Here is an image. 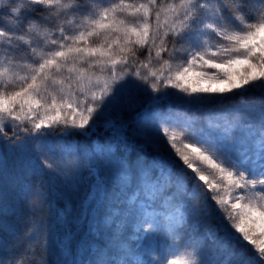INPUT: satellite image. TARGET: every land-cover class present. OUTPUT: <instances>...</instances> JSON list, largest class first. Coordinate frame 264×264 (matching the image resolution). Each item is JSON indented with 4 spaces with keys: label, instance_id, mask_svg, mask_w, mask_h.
I'll return each instance as SVG.
<instances>
[{
    "label": "snow or ice",
    "instance_id": "snow-or-ice-1",
    "mask_svg": "<svg viewBox=\"0 0 264 264\" xmlns=\"http://www.w3.org/2000/svg\"><path fill=\"white\" fill-rule=\"evenodd\" d=\"M252 90H264V0H0V181L13 157L41 181L19 193L25 252L0 264H48L43 182L84 170L85 259L63 264H264V111L189 115ZM99 128L103 142L71 139Z\"/></svg>",
    "mask_w": 264,
    "mask_h": 264
},
{
    "label": "trees",
    "instance_id": "trees-1",
    "mask_svg": "<svg viewBox=\"0 0 264 264\" xmlns=\"http://www.w3.org/2000/svg\"><path fill=\"white\" fill-rule=\"evenodd\" d=\"M163 23V18H162ZM141 54V59L143 55ZM263 94L257 92H248L246 95L248 100L252 99H262ZM264 99V98H263ZM192 110L189 111V115L199 116L207 110L208 107H202L201 110L196 111L195 106H191ZM239 115H245L244 112H236ZM235 112L228 113L225 120H233L232 115ZM100 133H94L89 137H84L76 135L71 139L73 142L79 143L80 145H86L91 142V139L100 136L104 140L110 133L105 132L103 129H99ZM139 140V137H137ZM147 159L150 161L154 155L152 148L148 146L145 149ZM135 153L130 156L131 160L135 159ZM16 157L10 159L9 175L7 182L0 181V240L8 238V249H0V255H13L22 256L27 247V241L22 240L24 238L25 227L21 223L19 217L25 212V205L20 199L19 193L21 192L25 184H39L36 177L26 174L18 163L15 162ZM106 178H109L111 171L105 166L103 168ZM57 184L54 185L52 180L50 183L45 180L44 190L48 193L49 206H45L42 211V219L48 229L46 235L52 244L53 240L56 243L50 248L48 256V264H63L64 260H72L73 258L77 260H84V253L82 250L81 239L88 235V224L85 222L83 224H73V219L79 215V211L82 210V203L88 194L89 186L91 180L88 176L86 170L82 171L77 177V183L72 184L66 181L63 177L54 179ZM109 191L111 192V185H109ZM115 206L113 201H109L105 206L104 211L110 212ZM72 224V225H71ZM204 227H215V222L211 219L206 220L202 224V229ZM7 229V230H5ZM130 231V229H129ZM71 234V240H66L65 237ZM107 240V237H105ZM59 242V243H58ZM69 244L70 252L75 253V257L71 254L65 256L61 252V247L65 244ZM21 247V249H19ZM16 248L19 249L16 253ZM85 264L87 261L85 260Z\"/></svg>",
    "mask_w": 264,
    "mask_h": 264
},
{
    "label": "rangeland",
    "instance_id": "rangeland-1",
    "mask_svg": "<svg viewBox=\"0 0 264 264\" xmlns=\"http://www.w3.org/2000/svg\"><path fill=\"white\" fill-rule=\"evenodd\" d=\"M209 39L211 40V38H209ZM167 91L170 93L176 92L175 89H171V88L168 89ZM248 92H252V93L257 92V93L263 94L261 98L262 99L264 98V90H252V91H248ZM248 92L244 93L243 100L241 99V96L239 93H235V94L229 93V94H227V96L224 100V103L222 105H216V104L192 105V106L196 107L195 108L196 111L201 110L202 107H208V108L205 112H203L199 116L200 119H198L197 115H190V118L193 119L195 122H197L199 125H206L209 123L212 125H215L217 123H223V121H225L226 115L228 113H232V112H235V114H233L232 116L234 118H237V119L242 120V119L248 118V117L255 118L261 111H264V105L252 102L253 100H259L258 98L248 100L246 97ZM173 99H174V97H173ZM179 106L183 107V105H179ZM190 110H192L191 106H190L189 111ZM238 111L244 112L245 115H239L238 113H236ZM229 120H230V118H229ZM99 129H103V128H99ZM99 129H97V131L95 133H100L101 131ZM92 141L103 142V140L99 136L97 138L91 139V142L86 144V145H90L92 143ZM167 155H169V153L165 152V156H167ZM111 176H112V173H111V175H109V180H110L109 185H111V192H112L115 190V185H114V183L111 182ZM53 181H54V185H56L57 181L56 180H53ZM79 212H80L79 215L73 219L74 225L75 224L80 225V224L85 223L84 221L79 219L81 216L82 210H80ZM201 230L203 231V229H201ZM21 239L25 241L24 238H21ZM55 243H56V240H53L52 244L54 245ZM19 249H21V247ZM19 249L16 248V253H17V251H19ZM64 251H65L64 247L62 246L61 252L64 253ZM133 259H135V257H133Z\"/></svg>",
    "mask_w": 264,
    "mask_h": 264
}]
</instances>
